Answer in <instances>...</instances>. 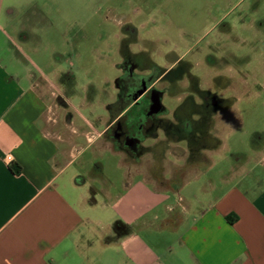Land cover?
Returning a JSON list of instances; mask_svg holds the SVG:
<instances>
[{
	"label": "crops",
	"instance_id": "crops-1",
	"mask_svg": "<svg viewBox=\"0 0 264 264\" xmlns=\"http://www.w3.org/2000/svg\"><path fill=\"white\" fill-rule=\"evenodd\" d=\"M38 1L0 0V264H264V144L255 141L254 155L219 170V184L202 176L214 168L222 137L211 136L201 155L207 168L189 157L195 166L179 164L173 176L137 170L146 156L155 166L173 153L159 158L160 139L146 142L152 150L139 159L118 152L108 140L114 101L102 126L43 71L32 73L37 66L18 41L30 37L11 32L16 8ZM102 151L123 154L120 195L93 185Z\"/></svg>",
	"mask_w": 264,
	"mask_h": 264
},
{
	"label": "rangeland",
	"instance_id": "rangeland-1",
	"mask_svg": "<svg viewBox=\"0 0 264 264\" xmlns=\"http://www.w3.org/2000/svg\"><path fill=\"white\" fill-rule=\"evenodd\" d=\"M16 9L18 31L11 33L30 37L18 41L37 66L30 68L32 73L40 78L43 71L71 105H87V119L100 118L104 126L105 105L114 101L115 81L127 66L156 77L163 74V82L180 81L191 71L200 88L228 100L226 111L213 113L208 136L222 137L224 147L215 149L219 152L213 154L214 168L203 181L213 176L219 184V170L226 173L238 165L236 158L254 155L255 141L264 144V26L253 25L264 22V0H40L30 10ZM246 15L251 22L242 25ZM176 86L190 87L186 80L171 85ZM186 97L166 95V110L159 118L173 121ZM164 148L176 159L153 166L146 156L137 170L145 167L152 169V176H173L183 171L179 164L195 166L186 164L189 153L184 147ZM201 155L198 163L207 168ZM180 157L184 161L179 162ZM121 161L123 154L102 151L97 163L103 165V173L93 185L120 195L126 182Z\"/></svg>",
	"mask_w": 264,
	"mask_h": 264
},
{
	"label": "flooded vegetation",
	"instance_id": "flooded-vegetation-1",
	"mask_svg": "<svg viewBox=\"0 0 264 264\" xmlns=\"http://www.w3.org/2000/svg\"><path fill=\"white\" fill-rule=\"evenodd\" d=\"M249 21L251 18L248 15L241 19L242 25ZM253 25L262 28L264 22L256 20ZM221 59L224 60V57ZM121 75L115 81L116 97L111 106L112 124L108 132L117 150L139 159L152 150L145 146L146 142L160 139L156 146L160 159L168 152L164 147L172 143L184 147L190 158H197L202 149L212 146L214 139L208 133L213 126V113L215 110L226 111L228 100L220 99L209 89L200 88L197 85L198 77L191 71L188 77L180 81L168 82H163V74L156 77L153 72L139 73L131 66H127ZM221 78L226 80V77ZM183 80L188 81L190 87H171L173 83L179 84ZM166 95L187 96L176 107L173 121L159 118L166 110L163 103ZM158 97L162 109L156 114L151 110Z\"/></svg>",
	"mask_w": 264,
	"mask_h": 264
},
{
	"label": "water",
	"instance_id": "water-1",
	"mask_svg": "<svg viewBox=\"0 0 264 264\" xmlns=\"http://www.w3.org/2000/svg\"><path fill=\"white\" fill-rule=\"evenodd\" d=\"M162 109V104H161V100L159 99V97L157 99H155L154 101V105L152 107L151 112L152 113H159Z\"/></svg>",
	"mask_w": 264,
	"mask_h": 264
},
{
	"label": "trees",
	"instance_id": "trees-1",
	"mask_svg": "<svg viewBox=\"0 0 264 264\" xmlns=\"http://www.w3.org/2000/svg\"><path fill=\"white\" fill-rule=\"evenodd\" d=\"M16 166V172L19 174L20 172H21V167L17 164V163H12L11 164V167L13 168V169H15L14 167Z\"/></svg>",
	"mask_w": 264,
	"mask_h": 264
}]
</instances>
